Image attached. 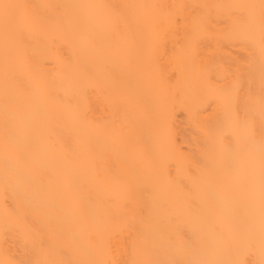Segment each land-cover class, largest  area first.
<instances>
[{
  "label": "bare ground",
  "instance_id": "bare-ground-1",
  "mask_svg": "<svg viewBox=\"0 0 264 264\" xmlns=\"http://www.w3.org/2000/svg\"><path fill=\"white\" fill-rule=\"evenodd\" d=\"M0 264H264L262 0H0Z\"/></svg>",
  "mask_w": 264,
  "mask_h": 264
},
{
  "label": "snow or ice",
  "instance_id": "snow-or-ice-1",
  "mask_svg": "<svg viewBox=\"0 0 264 264\" xmlns=\"http://www.w3.org/2000/svg\"><path fill=\"white\" fill-rule=\"evenodd\" d=\"M262 6H264V0H262ZM11 7H14V6H12V5H8V4H4V5H3V8H4V10H5V15H6V17H7V10H8L9 8H11Z\"/></svg>",
  "mask_w": 264,
  "mask_h": 264
}]
</instances>
